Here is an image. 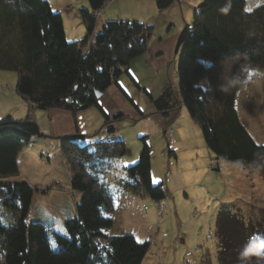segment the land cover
Listing matches in <instances>:
<instances>
[{"label": "trees", "instance_id": "1", "mask_svg": "<svg viewBox=\"0 0 264 264\" xmlns=\"http://www.w3.org/2000/svg\"><path fill=\"white\" fill-rule=\"evenodd\" d=\"M88 1L91 13L81 12L87 36L69 42L64 19L48 0H0V71L18 74L17 92L31 108L76 114L98 106L95 91L105 94L113 85L126 96L119 84L122 74L142 89L128 68L147 53L154 27L108 21L94 36L101 16L93 13L104 12L108 4ZM175 2L157 0V6L165 10ZM255 70L264 71V0L252 10H247V0H202L192 26L179 38L177 88L165 87L158 98L142 90L159 113L186 108L217 161L242 163L264 177V145L256 143L236 108L238 93ZM34 138L46 136L31 115L0 120V264H142L149 242L108 234L115 226L117 202L107 176L114 160L126 154V143L115 140L90 148L79 132L60 138L71 188L82 195L76 216L64 223V236L49 224L30 220L38 190L14 180L20 174L18 158ZM141 139L138 163L125 169L118 184L124 192L159 202L166 198L164 185H154L151 145ZM217 227L220 264H264V252L256 244L264 230L245 225L230 210L220 212ZM205 263L210 264L208 258Z\"/></svg>", "mask_w": 264, "mask_h": 264}, {"label": "rangeland", "instance_id": "2", "mask_svg": "<svg viewBox=\"0 0 264 264\" xmlns=\"http://www.w3.org/2000/svg\"><path fill=\"white\" fill-rule=\"evenodd\" d=\"M257 1L247 0V10L255 8ZM177 5L175 11L179 12L180 5ZM105 12L107 18H112L109 21H138L144 24H150L152 21V38L165 36L168 32L181 33L186 28L183 17L178 12L177 15H172L176 18V24L170 27L167 21L170 17L172 19V16L168 10L162 11L158 8L157 0H117L109 4ZM182 24L183 27L178 31V26ZM84 28L86 29L85 24ZM178 62L179 59L172 64L168 74L167 71L153 74L147 67H143L138 71L137 82L153 98H158L169 85L175 90L178 77L174 68ZM255 71L257 75L249 81L247 79L242 85L236 108L242 124L256 143L264 145V71ZM17 81L16 72L0 71V111L5 97L13 96L20 103H25L17 92ZM119 82L129 92L142 113H138L136 109L135 113L125 114L117 120L116 115H112L113 110L107 111L103 95L98 99V106L78 112L82 115L80 134L86 136L84 143L90 145V148L97 143L115 140L126 143V154L114 160L107 176L113 189L120 188L118 183L125 178V169L138 163L143 147L141 138L146 137L152 151L153 183L164 185L166 198L155 202L131 193L124 198L119 195L118 211L113 214L116 224L108 230V234L133 235L140 243L149 242L150 249L142 264H206L207 258L210 264H220L217 222L221 211L230 210L238 215L245 225H254L264 230V177L242 163L217 161L215 155L207 148L199 125L191 119L186 108L179 111L181 117L174 122L175 114L159 113L150 96L139 89L128 75L122 74ZM17 109L20 110L16 115L18 117L25 107L20 106ZM91 109L98 111L99 116L97 117ZM102 109L108 116L107 119ZM48 111H42V115L38 112L36 119L33 116V108L27 105L24 116L26 119L31 114L40 129L43 127L44 131L52 134V120ZM122 112L119 111L120 114ZM110 127L115 128L114 133L108 131ZM56 141L60 143L59 146ZM49 143L54 161L49 163L48 158L43 159L42 163L41 160H34L36 167L33 166L30 173L27 169H20L22 173L17 180H27L36 190L39 189L37 197L41 199V206L49 205L50 208L51 216L45 207L32 209L30 220L49 224L66 236L67 231L61 221L76 216V206L82 195L72 190L66 166L65 180L61 176L64 172L61 169V139L52 137ZM34 145L32 157H35L40 149L39 144ZM43 182H47L44 191L42 189L46 184ZM63 201V205H58ZM256 244L263 253L264 237L260 236Z\"/></svg>", "mask_w": 264, "mask_h": 264}, {"label": "crops", "instance_id": "3", "mask_svg": "<svg viewBox=\"0 0 264 264\" xmlns=\"http://www.w3.org/2000/svg\"><path fill=\"white\" fill-rule=\"evenodd\" d=\"M48 1L51 5L53 11H56L62 15V17L64 19V26H65V31H66V36H67L68 41H81L82 39H84L87 36V31L84 28V21H83L81 12L83 10H87L91 13L92 9H91V6H90V3L88 0H48ZM61 1H62V3H61ZM118 1H121V0H118ZM199 1H201V0H176V2L171 7L167 8L165 10H162V11L168 10L170 12L171 16L177 15L178 11H175V8H178L177 4H179L180 7L178 10H180V11L178 12V14L180 13V15L183 17L184 24H186V27L192 26L194 10L201 3ZM261 2H263V0H258L256 3H257V5H259ZM110 19H112V18H110V17L107 18L106 12L104 11L102 13L100 19L98 20L97 24H96L94 36H96L100 32L101 27L106 22H108ZM169 19L170 20L167 21V23L171 25L170 27H172L174 24H176V22H175L176 18L175 17L172 16V19H171V17ZM150 24H154V23L152 21H150ZM170 27H169V30H170ZM181 27H183V24L180 27L178 26V29H179L178 31H180ZM182 32L181 33L180 32L179 33L168 32L165 36H159L157 38H154V37L151 38L150 43H149V49H148L147 53L143 57L137 59L139 61H137V60L133 61L128 68L130 74L135 78L136 81H139L138 71H139V69H143V67H147L151 72H153V74H162V73H165V71H167V74H168L169 68L172 66L173 63L177 62V59H179V38H180V35L182 34ZM177 68H178V65H177V67L174 68V71L176 73H177ZM125 75L127 76V74H125ZM255 75H257V71L252 72V74L248 78V81L253 79V77ZM119 84H120V82H119ZM138 85H140V84L138 83ZM120 87L125 92L126 96L131 98V96L128 94L129 92L126 89H124V87L121 84H120ZM140 87H141V85H140ZM126 96L122 93V91L120 90V88L117 85L111 86L108 89V91L104 94V98H103L104 104L108 107L107 111H109V109H110V111L113 110L114 112H112V115H116V117L117 116H125V114L135 113V110L137 108L131 104V102L127 99ZM27 105L28 104L26 102L20 103L13 96L5 97V100L3 99L2 103H1L2 109L0 111V120L5 119L8 116H12L14 119H16V118L18 119L19 117H23L21 120H25L26 116H24V115L27 111ZM20 106L25 107L26 111L22 110L21 114L18 115V117H17L16 115L20 111L17 108ZM182 108H184V107H181L180 111L182 110ZM37 110L38 109L33 108V116L36 119H38V116L36 115V114H38V112H41V115L43 114L42 111H37ZM91 110H94V113L96 114L97 117L99 116L98 115L99 113H97L98 111H96L95 109H91ZM102 111H104V110L102 109ZM119 111H123V112L120 114ZM137 111H138V109H137ZM48 112L50 114V120H52V122H51V125L53 127L51 129L52 134H49V132L44 131L43 130L44 128L41 127V131H42V133H44V135H46V138H34L32 140L31 144L20 154V156L18 158L19 169H22V168L27 169L30 173L32 171V167L33 166L36 167L35 163L33 162L36 159H38L39 161L41 160L40 161L41 163L43 162V159H46V158H48L49 163L53 162L54 161L53 151L50 149V143H49V140L52 137L53 138H55V137L61 138L64 136L74 135L77 132L81 133V126L80 125H81V116L82 115L78 114V112L76 114H73L69 111H65V110H61V109H50ZM138 113H140V112L138 111ZM172 114H175L173 117L174 122H177L178 117H181V114H179V111L172 113ZM29 115H31V114H29ZM129 117H130V115H129ZM34 144H39L40 149L37 150L36 156L32 157V155H31L32 150L35 149ZM57 144H58V146L60 145L59 142H57ZM61 169H62V171H64L61 174V176L65 180V177H66L65 172L67 173V171H66L64 162H63V167H61ZM21 173L22 172L20 170V174ZM42 179H44V178H42ZM68 179H69V177L67 178V180ZM14 180L19 181V180H17V178ZM24 181L30 184L29 181H27V180H24ZM43 183L46 184L42 189L44 191L45 188L47 187V182H43ZM47 189H49V187ZM50 189H52V188H50ZM37 190H39V189H37ZM113 190H114L115 195H116L117 211H118L119 195L122 198H124L126 196H130V195H128V192H124L120 188L113 189ZM75 201H76V198H75ZM41 204H42L41 199H39V197H37L33 210H38L40 207H45L47 209V213L49 214V216H51L49 205L41 206ZM63 204H64V201L59 202L58 205H63ZM54 220L55 219H53V221ZM65 221H66V219L64 221H61V223H62L61 225H63V228H64ZM115 224H116V219H115Z\"/></svg>", "mask_w": 264, "mask_h": 264}, {"label": "built area", "instance_id": "4", "mask_svg": "<svg viewBox=\"0 0 264 264\" xmlns=\"http://www.w3.org/2000/svg\"><path fill=\"white\" fill-rule=\"evenodd\" d=\"M114 1L115 0H107V4L109 5V4L113 3ZM102 12H103V10L94 12L93 16H95L96 18H99L101 16Z\"/></svg>", "mask_w": 264, "mask_h": 264}, {"label": "water", "instance_id": "5", "mask_svg": "<svg viewBox=\"0 0 264 264\" xmlns=\"http://www.w3.org/2000/svg\"><path fill=\"white\" fill-rule=\"evenodd\" d=\"M95 95H96V97L99 99L100 97H102L104 94L103 93H99L98 91H95ZM87 107H83V108H81V110H83V109H86Z\"/></svg>", "mask_w": 264, "mask_h": 264}]
</instances>
